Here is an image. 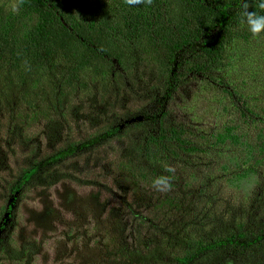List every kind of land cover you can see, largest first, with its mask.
I'll return each mask as SVG.
<instances>
[{"label":"trees","instance_id":"16d2710c","mask_svg":"<svg viewBox=\"0 0 264 264\" xmlns=\"http://www.w3.org/2000/svg\"><path fill=\"white\" fill-rule=\"evenodd\" d=\"M245 2L264 14L260 0H0V129L21 137L16 145L27 150L0 212V259L9 257L10 202L30 186L64 179L110 193L104 180L78 177L110 148L118 159L105 171L121 196L107 223L123 231L129 218L141 241L101 242L83 262L264 264V188L246 206L233 194L264 159V114L234 78L232 58L244 55L237 45L254 39L264 48V34L254 37L241 23ZM145 68L154 69L142 80ZM179 90L223 93L231 106L207 121L187 103H173ZM125 91L136 109L124 108ZM67 115L82 124L70 139L62 135ZM28 122L42 124L47 143L58 147L43 155L27 147L31 139L21 134ZM226 151L231 157L219 166L210 158L211 170L198 175L197 186L180 178V163L196 168L200 154ZM73 160V167L65 164ZM161 176L169 182L162 191L153 183ZM75 193L68 197L75 200ZM79 199L66 204L82 224L97 211L99 194ZM40 223L50 230L60 222L45 207Z\"/></svg>","mask_w":264,"mask_h":264},{"label":"rangeland","instance_id":"374dc122","mask_svg":"<svg viewBox=\"0 0 264 264\" xmlns=\"http://www.w3.org/2000/svg\"><path fill=\"white\" fill-rule=\"evenodd\" d=\"M260 46H263L262 43L259 44L258 40L256 41L254 39H250L247 43H241V45L238 44L237 49L242 50V53H244L241 57L242 61H239V55L232 59L233 62L237 61L234 71V78L237 79L236 85L241 87L246 95L252 96V98L257 100V111L264 114V48L262 49ZM248 68L251 72L245 75L243 72H248ZM153 69L145 68V74L140 75L142 80H147V73H150L149 71ZM138 70L139 69H136L135 73H137ZM140 72H143V69H140ZM118 75L119 73L117 71L116 77H118ZM182 94V90H179L180 96L175 97L173 100L174 104H177L178 101L184 105L188 104L190 109L195 108L196 115L199 118L211 122L217 119V116L223 111L225 105L228 106V109L231 106L230 98L223 95V93L215 94L212 91H207L206 94L201 96L200 94H192L189 91L188 95L184 94L182 96ZM124 96L127 100L124 105L126 110H133L138 107V104L130 102L131 99L129 98L128 91L124 92ZM173 103L170 105L171 108L173 107ZM224 114L227 116L228 113ZM67 119L71 122L67 124L62 135H66L67 138L70 139L72 135L76 134L78 127L82 124L79 122L73 125L74 120L71 115H67ZM138 119H140V117ZM21 135L31 139V141L26 144L28 145L27 147L34 148L35 151L42 155L48 154L51 148L56 149L58 147V144L55 147V143H51V145L47 143L42 124L35 125L28 122ZM20 140H22L21 137L5 132L2 128L0 129V150L4 151L3 155L0 156V212L7 203V185L20 170L22 160L25 159L27 154L24 145H16ZM200 155L201 164H193L196 165V168L189 165L184 167V164L180 163L181 166L178 167L179 172L177 170L178 174H180V178L190 186H197L200 182V180H198V175L208 173V171L210 172V158L215 162V165L217 163V166H219L222 159L225 161L226 156L231 157L230 151H226L223 154L211 153L208 156L205 155V157L202 154ZM243 155L242 151H239L238 157L234 154V156L239 158L238 162L241 164V168L246 166L242 164ZM117 159L118 155L116 150L113 152V150L109 148L105 153L96 156L94 163L90 160L88 166L83 167L81 171H79L80 174L78 177L79 179H83V181L92 182L97 179L104 180L107 187L111 188L110 193L107 191H100L97 188L87 185H73L68 179L59 180L57 184L49 188L46 186L44 188L30 186L24 189L23 194L20 195L17 200L10 202V214H8V218L5 217V221L12 218L11 229H9V232H6V235H8L6 238L8 239L7 247L9 249L8 254L10 258L6 257L5 259H0V264H86V262H83L84 259H86V254L91 251L98 254L99 251L96 250V248L99 247L101 242L109 246L117 245L114 239L118 241L123 240L124 243H127L126 238L132 239L130 236L141 241V238L135 235V227L129 218L124 222L125 226H123V228L125 230L123 231L117 230L116 232H112L109 226L110 224L107 223L112 222L109 218V216H111L109 215L110 209L113 206L120 208L121 193L114 185V180L108 176V172L105 171L107 165L115 164ZM74 161L75 160L67 161L65 164L73 167L71 162ZM80 164H82V162H80ZM111 168H113V166H111ZM69 169L68 172L74 175V170H72V168ZM233 169L237 168L233 167ZM255 170L257 171L256 174H252L251 178H248V181H244L239 189L233 191V194L243 198L242 204L245 206L249 205L253 199L258 198L263 192V190L259 188H264V159L260 164L255 166ZM215 186L219 187V184L215 183ZM225 188V185L219 187L221 192H223ZM73 191L76 192L74 194L75 200L90 193L97 196L99 194L98 204L93 205L99 212L93 211L90 215L88 214L85 216L86 221L82 224L80 220L74 222L75 218L72 216V213H70L71 209H69V206L66 204L67 199H70V203L73 201L74 203L77 202L73 200V197H68ZM263 194L261 196H263ZM128 199L133 200L134 197L131 199L129 195ZM100 205L104 207L103 210L100 209ZM236 205L237 204H235L234 208ZM45 207L53 211V217L56 216L60 222L59 224H50V230H43L42 224L40 223ZM165 211L168 212L166 209ZM142 213L147 215L146 211L142 210ZM131 230L133 232L129 233ZM120 234L123 238L120 237Z\"/></svg>","mask_w":264,"mask_h":264},{"label":"clouds","instance_id":"9594fccd","mask_svg":"<svg viewBox=\"0 0 264 264\" xmlns=\"http://www.w3.org/2000/svg\"><path fill=\"white\" fill-rule=\"evenodd\" d=\"M151 3V0H148ZM258 7L260 9H264V0H260ZM19 6H14L13 11H18ZM241 23L245 24L249 30V32L255 37L264 34V14L257 11H249V5L245 2L242 5V10L240 12ZM169 171H173L169 169ZM154 186L157 187L158 190H164L169 186L167 177H159L154 180Z\"/></svg>","mask_w":264,"mask_h":264}]
</instances>
